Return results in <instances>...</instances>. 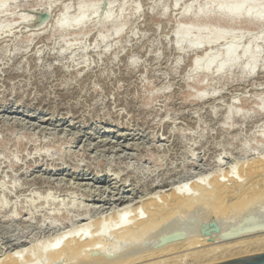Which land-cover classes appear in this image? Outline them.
Instances as JSON below:
<instances>
[{
  "label": "rangeland",
  "instance_id": "1",
  "mask_svg": "<svg viewBox=\"0 0 264 264\" xmlns=\"http://www.w3.org/2000/svg\"><path fill=\"white\" fill-rule=\"evenodd\" d=\"M82 1L100 4L96 13L87 14L83 30H58L54 23L64 8L74 17ZM6 3L0 13V201H5L0 208V263L16 253L21 264L29 263V258L42 264L57 238L67 240L77 235L78 228V234L86 235L79 236L86 238L92 224L84 228L85 221L94 223L90 237L95 232L93 236L100 235L106 243L117 240L112 232L119 225L114 213L127 214L128 208V216L134 219L137 210L140 216H149L144 200L156 193L154 197L163 201L175 187L190 190L195 182L216 179L233 186L238 179L243 187L264 188L263 44L258 43L259 66L253 74L245 68V57L222 73L213 67L204 73L192 70L193 59L207 48L222 49L230 38L200 49L185 44L179 49L174 38L177 26L191 23L242 35L246 45L255 34L264 33V25L220 21L214 13L207 19L195 18L206 0ZM188 4H192L191 14L184 16ZM107 6L113 20L103 23ZM25 13L31 17L24 20ZM120 24L122 33L115 34ZM101 35L106 36L104 41ZM198 190L197 196L202 195ZM263 202H256L252 214L240 220L256 217L264 223ZM204 205L201 213L195 209V218L200 236L213 240L216 235H211L224 231L233 214H217L210 198H204ZM191 215L186 212L185 219L177 216L175 222ZM133 218H129L132 224L137 223L138 217ZM233 221L230 226H238ZM128 239L127 243L132 237ZM156 239L148 237L143 250L128 246L123 256L124 243L117 257L137 256L151 246L167 249L172 242ZM65 240L61 239L62 245ZM102 240L94 245L116 254ZM94 245L88 249H97ZM40 253L47 255L42 259ZM66 254L60 264L68 261ZM70 262L66 264H74Z\"/></svg>",
  "mask_w": 264,
  "mask_h": 264
},
{
  "label": "bare ground",
  "instance_id": "2",
  "mask_svg": "<svg viewBox=\"0 0 264 264\" xmlns=\"http://www.w3.org/2000/svg\"><path fill=\"white\" fill-rule=\"evenodd\" d=\"M178 1L179 0H177V2ZM6 2H7V0H0V13L5 12L6 4H7ZM99 5L100 4H98V2L92 3V2L82 1L78 4L77 14L74 17L68 16V7L66 6L63 10L62 15L54 23L55 27L62 32H65V31L71 29L72 27L75 28L76 30L80 29V31H81V29L83 30V28L87 22V16H88L87 14L96 13ZM109 6H107L108 9H106L104 19L102 20L103 23H110L113 20L112 15L110 13L111 10H110ZM191 9H192V4L186 5L183 8L182 14L184 16H188L189 14H191L190 13ZM213 13L217 15V19L220 21H228L229 22V21H240L241 20L243 22H246L249 25L255 24L254 26H256V25L260 24V27H263V25H264V0H206L205 5L202 6L200 9L196 10V12L194 13V17L197 19H201V18L207 19L210 16H212ZM23 15H22V18L25 20V19H27V17L29 18L30 14H28V16H27V13H25L24 16ZM30 17H31V15H30ZM22 18H21V20H22ZM43 20L45 21V19H43ZM41 21H42V19H41ZM42 24H43V22L41 23V25ZM38 27H40V26H38ZM2 28H3V25L0 23V30ZM122 30H123V27L120 24L119 26H117L115 28L114 33L115 34H121ZM262 31L263 30L258 32L259 34L258 33L255 34L252 37V40L250 43H248L246 45H242V43H243L242 39L244 38V36H242V35H234L231 32H228L226 30H223L222 28H219L218 26H207V25L201 26V25H194V24L189 23L187 25L177 26V28L174 31V38H175L176 44H177L179 49H182V45H184V44L189 49H200L203 46L204 47L205 46L210 47V45L214 44L217 41L219 42V40H222V39H224V42H225L226 38L229 37L230 40L227 39L229 41L226 42L224 44L223 48L220 50H216L215 48H214L215 50H212V49H210L211 47L210 48L206 47L207 49H205V51L200 56L193 59L192 70L194 72L208 73V72H210L211 68L213 67L215 69V72L222 73L225 69L231 68L234 65H236L238 63L240 57H245L246 61H247L245 68L248 69L249 73L253 74V73H255L257 67L259 66V52L260 51H259L258 43L261 42L264 46V33H262ZM100 37H101V40L103 39V41L106 38L105 35L104 36L101 35ZM261 67L264 68V63L261 65ZM199 97L203 98V95L201 94V95H199ZM260 105L263 108L264 102H263V104H260ZM262 138H264V134L262 135ZM2 141H4V140H2ZM0 145H1V142H0ZM261 159H264V156H262ZM98 176H99V174H98ZM233 177H232V179H233ZM199 180H201V179H199ZM201 181L195 182L194 184H192V182H191V184L193 186H191L190 190H189V188H186V187H184V188L182 187V189L180 188L181 190L180 189L177 190V188L175 187L171 197L170 198L165 197L163 201H160L161 199H159V197H157L158 199L156 197H154L156 193L154 194V196H152V197L150 196V197H148V199L146 198L144 200L143 204H145L147 206V208H148L147 212L150 214H149V216L147 215L148 217L145 216L147 218V219H145L144 216H143L144 217L143 218L142 216H140L138 214V210L137 211L134 210V211H136V212H133L134 214L136 213L134 215V217L135 216H136V218L138 217L137 219L135 218L136 219L135 222H137L135 224L134 223L132 224V222H134L133 220H131L133 217L132 216L129 217L130 215L128 216L129 209L127 208L128 206L126 204L125 205L127 207L124 208V206H123V208L124 209L127 208L126 209L128 211L127 214H125L126 211L122 212L120 214H118L119 211L118 212L116 211L117 214L114 213V216H116V219H117L119 225L118 226L116 225L117 223H115V221H116L115 220L114 225H116L117 228L115 227L116 228L115 229L112 226H111V228H113L112 232H113V234L115 233L117 240H114V241L112 240L111 242H109V240H108L109 237L107 238L108 235H107V233L105 234V235H107L105 237L108 240L107 243L110 246H112L111 249L112 248L114 249V251H112V252H114L116 254H113L111 256V254H107L106 252L103 251L105 249L104 248L105 246L102 245V247L101 246L99 247V246L94 245L96 241H98L99 239L100 240H102V239H101V236L99 234L98 235L100 237L99 236H96V237L93 236V234L95 232L92 234V237H90L88 232H89V229L91 230V227L94 225V223H92L93 221L91 219L92 222H89V221L86 222L85 221V223H83V225L81 224V226L84 228H87L90 226V224H92V226H90V228H87L88 230L85 231V232H87L86 234H88L86 238H82V236H79L83 233L80 231L81 233L78 234L79 233L78 231L81 228L76 229L77 235L79 236V238L76 235V233L74 234L75 236L72 234L73 237L71 236V237L66 238L67 240L61 238L62 240H65V242L63 241V243H64L63 245H62V241L60 238H57V241L59 239L58 242L55 240L56 239L55 238L54 241H56V243L55 244L52 243L53 245H52L51 249H49L50 253L48 252V249H47L48 260H47V258L45 259L46 261L42 260L44 258L42 256H44L45 254L42 255L43 253H40L41 258H42L41 259L42 264H58L59 261L61 260L60 257L66 253H68V258L71 257L72 259L67 258L68 261H66L65 264L69 261H71V262L73 261L74 264L76 263V261L79 262L78 264H80V262H81V264H216V263L224 262V261H227L230 259H235V258H240V257L264 253V223H258L256 220V217H251V218L245 219L244 221H243V219L240 220V218H244L243 216L245 214H248V215L252 214V212L250 210L252 209L254 204H256L255 206H258L256 202L261 203L262 201H264V188L263 189H257V187L254 184H249V186L243 187L241 184L238 183V179H234V181L232 180L233 184H234L233 186H229V184L225 183L221 179H220V181L218 179H216L213 182L210 181V183L206 182V180H205V182H203V181L201 182ZM208 184H209V186H211V188L208 186ZM194 186L197 187L196 189L197 190L199 189L200 192L202 191L201 192L202 195L197 196L198 193L197 194L195 193L197 190L192 191L193 193L192 192L190 193V191L192 189L195 190ZM192 187H194V188H192ZM131 191H132V189H131ZM88 194H90V193H88ZM98 194H100V193H98ZM149 195H152V194H149ZM203 196L206 199L210 198V200L212 201V205H213L212 208L214 209V211L217 214L222 213V212H224V213L229 212V213L233 214V217L231 219L234 218V221L236 220L235 222H237L236 224H238V226L235 225L234 227L233 226L231 227L230 224H233L232 223L233 220L231 221V219H230L229 220L230 224H229V226L228 225L226 226L227 228L226 227L224 228L225 229L224 231L223 230L221 232L219 231V233H220L219 235H217L218 233L211 235L212 237L216 235L217 236L216 240H214L216 236L214 237L213 240L211 239V237L206 238V236L202 235V234L201 235L205 236V238L201 237L200 236L201 231L199 229L198 218H195V216H197L195 214V212H197V210L195 211V209L200 208V209H198L199 213H201L200 211L205 210V208L203 207V205H204ZM206 196H208V198ZM48 197L49 196L47 195V197H46L47 200H49ZM101 197H99V199ZM230 198H231V200H230ZM225 200L227 202H225ZM0 202H1L0 208H4L5 207V201H4V203H2V201H0ZM139 203L137 205H139ZM135 205L136 204H133L134 208H135ZM140 206H141V203H140ZM255 206H254V208H255ZM137 209H140V208H137ZM115 210H117V209H115ZM130 211H132V210H130ZM139 212H140V210H139ZM147 212H145V213H147ZM182 212L191 213L192 215L187 216L188 218L186 220L182 221V223L175 222V220L177 219L176 217L180 216L179 214H181ZM184 213L181 214L182 217H183ZM107 214H109V213H107ZM235 215H236L237 219L239 218L238 220L234 217ZM248 215L245 216V218L248 217ZM56 216H58V215H56ZM108 216H110V215H108ZM139 216H140V219H139ZM128 217L131 219L129 220ZM141 217L143 219H141ZM126 218H128V221H130L131 223H127ZM185 218H186V214H185ZM110 219H112V217H110ZM110 219H109V221L111 222ZM85 220H87V219H85ZM102 221H103V217H102V220L97 221L98 225H96V226L100 227V225L102 224L101 223ZM167 223H169V225ZM51 224H54V223L51 222ZM79 226H80V224H79ZM97 227H95V228H97ZM84 228H82V229L84 230ZM94 230L96 231V229H94ZM100 231H98V232H100ZM91 232H93V231H91ZM64 236H66V235L62 234L60 237H64ZM85 236L83 235V237H85ZM126 236L130 237V239L132 237V240H130V242H128V243L126 241H129V239L127 237V239L125 240ZM150 236L153 237L156 241H157L156 238L158 237V238H160V239H158L160 242H166L169 239H170V241L172 240V242L169 243L170 246L167 249H163V247H162V250H160L161 248L158 249V247H160V246H157V248H156L157 250L156 249L153 250V248H155L156 246H154V247L151 246L149 248L150 249L149 252L146 249L147 252L143 251L144 253H142V251H141L140 255L136 256L135 254H133V255H130L126 258L125 257L121 258V256H122L121 254H123L122 251H124V249L126 251V249H128V246H129V248H131L132 244H133V247L135 245L136 249H137L138 245H139L138 247H140L141 249H142V247L143 248L146 247L145 241L146 240L148 241V237H150ZM102 237H104V233H103ZM123 238H124V240H123ZM182 239H185V240L181 241ZM100 240L98 242H101ZM45 241H47V240H45ZM121 241L123 243H121ZM137 241L139 242V244L136 245L133 243V242L136 243ZM156 241H154V242H156ZM173 241H175V242L173 243ZM105 243H106V241H105ZM107 243H106V245H107ZM124 243H125V245H124ZM45 244L47 245V243H45ZM122 244L125 246L122 248L123 250L121 249V247L123 246ZM141 244H142V246H140ZM93 245L96 246L97 249L89 250L90 248L88 249V246H93ZM143 245H145V246H143ZM39 247H40V249L44 248L43 245L42 246L40 245ZM39 247H37V248L39 249ZM96 247H94V248H96ZM148 247H149V245H148ZM165 247H167V246H165ZM99 248H102V249H99ZM40 249H39V251H40ZM109 249L110 248H108V251H109ZM111 249H110V251H111ZM119 249H121V254H119L121 256L118 255L120 258L117 257V254L120 253ZM139 249L137 250V252L139 251ZM21 250L23 251V249H21ZM128 250H130V249H128ZM42 251L44 252L43 249H42ZM117 251H118V253H117ZM17 252H18V250H17ZM127 252L129 253V251H127ZM15 254L16 253H13V255H15ZM13 255H8V256L6 255L5 260L3 259L0 264H21L23 262V261H20L21 259H20L19 255H17L19 258L16 257V255L15 256H13ZM30 255L32 256V254H30ZM35 255H38V254H35ZM113 256L114 257L116 256V257L114 258ZM123 256H124V254H123ZM66 257H67V254H66ZM27 258L25 257V259H23V260H26ZM36 259H35V261L38 262ZM28 260H29V263H25V264L34 263V261L32 262V260H34V259H31V261H30V258H29ZM56 261H58V262H56ZM36 262L34 264L40 263V261L38 263H36ZM62 264H64V263L62 262Z\"/></svg>",
  "mask_w": 264,
  "mask_h": 264
},
{
  "label": "water",
  "instance_id": "3",
  "mask_svg": "<svg viewBox=\"0 0 264 264\" xmlns=\"http://www.w3.org/2000/svg\"><path fill=\"white\" fill-rule=\"evenodd\" d=\"M216 264H264V253L230 259Z\"/></svg>",
  "mask_w": 264,
  "mask_h": 264
}]
</instances>
